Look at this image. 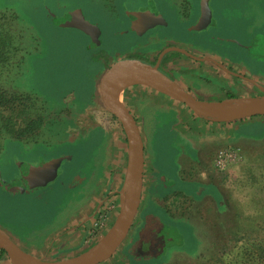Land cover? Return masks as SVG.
Wrapping results in <instances>:
<instances>
[{
  "label": "rangeland",
  "instance_id": "374dc122",
  "mask_svg": "<svg viewBox=\"0 0 264 264\" xmlns=\"http://www.w3.org/2000/svg\"><path fill=\"white\" fill-rule=\"evenodd\" d=\"M187 1L0 0V14L6 15L7 23H19L23 35L0 74V87L33 92L45 102L47 124L38 135L30 141L6 138L0 143V229L31 255L49 260L76 256L96 245L113 222L109 214L101 217L107 210L106 207L103 209L104 204L110 206L112 201L96 203V198L102 194L101 184L91 178L93 168L98 172V163L106 152L105 145L111 136L107 129L119 126L99 95L98 83L104 69L98 55L89 49L88 36L77 29L58 26L55 19L69 13L84 14L102 29L100 50L108 54L125 50L137 38L136 35H121L122 27L112 25L109 20L114 22L124 11L139 9L142 4L152 12L163 9L170 20L168 33H176V21L185 27L198 16L199 0H191L195 15L185 14ZM210 7L214 14L211 25L204 31L193 32L192 36L204 46L227 47L228 56L236 61L246 60L244 55L247 54L254 58L252 65L246 60L248 66L250 64L252 70L264 77V0H210ZM10 15L17 19L11 20ZM252 27L255 29L249 33ZM226 37L232 39L227 41ZM135 85L123 88L122 102L126 100L129 88ZM258 94L261 93L247 89L242 93L247 96ZM171 104L176 114L191 112L182 104ZM161 112L158 109V113ZM166 115L136 116L144 141L149 139L150 159L157 160L162 171L176 165L179 177L184 181H195L197 186L192 190L193 194L185 193L186 200L170 197L176 190L162 195L153 191L149 196L145 188L133 226L139 222L144 200L149 197V201L173 221L169 222L172 227L167 229L172 237L170 250L167 257L164 255L158 262H229L236 255L237 244L243 242H233L234 237L250 231L258 239L264 238V135L245 139L236 147L220 148L215 153H198L188 162L179 161L176 153L181 154L209 141L213 133L209 129L196 133L191 132L193 130L177 132L178 128H173V124L176 118L182 121L185 116ZM256 118L260 116L242 121L236 133L257 134L264 127L258 122L249 123ZM224 149L235 150L238 158L218 169L215 158ZM64 156L57 178L48 185L22 189L14 181L21 172L33 167L29 163L31 160L42 157L55 160ZM186 164L190 169H185ZM171 182H174L173 178ZM180 187L186 190L189 185L180 184ZM102 196L104 200L110 195L104 193ZM194 225L200 232L195 231ZM83 226L85 232L82 235ZM238 229L241 231L236 235L227 233ZM132 232L133 227L113 256L101 264L122 263L120 249L129 242ZM197 236L202 239L200 247ZM227 237L233 239L227 241L225 248ZM74 239L77 241L73 242ZM0 264H10L6 255L0 256Z\"/></svg>",
  "mask_w": 264,
  "mask_h": 264
},
{
  "label": "water",
  "instance_id": "95a60500",
  "mask_svg": "<svg viewBox=\"0 0 264 264\" xmlns=\"http://www.w3.org/2000/svg\"><path fill=\"white\" fill-rule=\"evenodd\" d=\"M197 21L189 31L205 30L212 20L210 0H199ZM131 19V30H146L157 24L164 25L161 14L150 10L127 12ZM58 26L77 29L89 38V49L101 45V29L91 23L82 13L65 14L55 19ZM175 49V48H170ZM141 84L148 86L187 107L196 117L214 122H232L255 116H264V93L258 95L228 97L217 100L199 99L185 90L176 81L158 69L138 59H120L103 72L98 91L101 102L116 117L124 133L127 146V163L120 193L118 213L107 232L90 249L69 258L49 260L31 255L21 248L5 231L0 229V250L4 251L10 264H101L110 259L129 234L139 211L144 170V143L137 125L122 100L115 95L114 88ZM264 92V89H263ZM66 157L44 163L42 168L21 175L22 189L42 187L58 175V167ZM68 158H70L68 156Z\"/></svg>",
  "mask_w": 264,
  "mask_h": 264
},
{
  "label": "flooded vegetation",
  "instance_id": "af4514ba",
  "mask_svg": "<svg viewBox=\"0 0 264 264\" xmlns=\"http://www.w3.org/2000/svg\"><path fill=\"white\" fill-rule=\"evenodd\" d=\"M193 2L194 1L191 0L187 1L188 4H186V7L188 10L185 14L195 15ZM140 6V10L135 8L134 10L131 9L129 12H139L149 9L142 6V4ZM149 10L152 11V9ZM198 10L197 15H199ZM153 12L161 14L166 23L164 25L157 24L153 28L143 31L131 30V19L125 11L117 20H114V22L109 20L112 25L119 24V26L122 27L120 31L121 35H128L130 37L131 35H136L137 38L122 51H113L108 54L105 51L103 53V50H100L101 45L93 49V54L98 55V60L101 61V67L102 70L104 69V72L117 60L127 58L138 59L150 65L157 64L161 72L199 99L205 97L209 100H217L228 97L247 96L242 95L245 89H247V91L256 90L261 94L264 93V85L262 82L257 79H252L250 74H248L246 60H233V58L227 54V47L223 48L222 45L221 48H214L212 45L204 46L199 40L192 36L193 32L204 31L189 32L188 30L189 26L197 21L198 16L194 17L190 25L185 27L182 25V22L176 21V33H168L167 29H169L171 25L169 23L170 20H168L165 15V11L158 8ZM83 16L87 19L84 14ZM209 25H211V23ZM101 36L102 29L100 39ZM139 37H142V39H139ZM231 39L232 38L229 37L226 40L230 41ZM239 50L242 52L245 51L240 48ZM206 66L207 68H205ZM129 89V92L125 94L126 100L123 101V104L134 118L135 116H165L167 112H173L171 103L181 104L145 85L136 84ZM158 109L163 111V113H158ZM106 110L110 113V116H115L109 109L106 108ZM172 115L178 116V114L174 112L166 116ZM136 122L138 123L137 120ZM53 160L54 159H44V157H42L33 159L29 163L31 166L33 165V168L39 166L38 169H40L44 163H50ZM33 168L30 170H33ZM59 168L60 167H58V169ZM27 171L29 170L21 172L20 177H16L14 180L18 183L20 188L23 187V182L20 181L21 175ZM48 184L49 183H47V185ZM105 207L106 206H103V209Z\"/></svg>",
  "mask_w": 264,
  "mask_h": 264
},
{
  "label": "trees",
  "instance_id": "16d2710c",
  "mask_svg": "<svg viewBox=\"0 0 264 264\" xmlns=\"http://www.w3.org/2000/svg\"><path fill=\"white\" fill-rule=\"evenodd\" d=\"M10 16L11 20L15 21L17 19L14 15ZM13 24L7 23L4 13L0 14V74L7 67L11 53L16 48L15 44L19 41L18 39L23 36L19 23L18 25L14 24L16 26ZM17 26L20 30L16 28ZM44 107V100L33 92L13 91L0 87V143L6 138L17 141L32 140L47 124ZM261 130H264V128ZM174 187V183L168 182L164 189L167 188L168 191H171ZM173 196L181 200L182 198L186 200V197H188L180 190L174 191L170 197ZM147 204L150 205H145L139 213V222L132 226V237L120 249L121 264H161L162 262H158V260L164 255H166L164 257H167L172 240V237L167 233V229L172 227L170 223L173 221L167 219L159 208L151 203ZM194 227L196 232H200L196 225ZM241 229L230 230L227 233L236 235ZM251 232L254 233V231ZM232 239L228 237L225 239V248H227V241ZM196 240L200 247L202 239L197 236ZM241 240L243 242L237 244L236 255L232 256V260L229 262L223 261V264H264V238L258 239L254 234L251 235L249 231L248 234L234 237L233 242H240ZM2 255H5V253L0 250V256ZM165 259L163 262H165Z\"/></svg>",
  "mask_w": 264,
  "mask_h": 264
},
{
  "label": "crops",
  "instance_id": "0c3cea01",
  "mask_svg": "<svg viewBox=\"0 0 264 264\" xmlns=\"http://www.w3.org/2000/svg\"><path fill=\"white\" fill-rule=\"evenodd\" d=\"M212 11V9H211ZM214 14L212 11V20H213ZM245 19L247 18L246 16L244 17ZM255 27H252L249 30V33H252ZM259 29L258 31H260ZM259 34H262L260 31ZM245 59L247 61H250L253 63L254 58L248 56L247 54L245 55ZM249 64L248 66V74H250L252 79H257L262 84L264 85V77L261 74H258L254 70H252L251 65ZM248 65V63H247ZM250 72V73H249ZM178 116H185L184 120L180 121V118H176L175 123L173 124V128H178L177 132H187L189 130H193L191 132L196 133V131L200 130H207L209 129L213 135L209 141H205L201 144H198L196 148L186 150L183 153H176L175 157L179 159V161H185L188 162L190 159H192L195 155H198V153H215L217 150L220 148L226 147V146H233L236 147L239 142L264 135V130H261V132L257 134L253 133H248V134H243V133H236V130L241 126L242 121L244 120H238V121H232V122H214L210 120H205L199 117H196L193 115L191 112L188 114V112H185L184 114H178ZM188 116H192L189 118ZM264 116H260V118H256L249 123H260L261 125L264 126V118H261ZM136 120L137 117L135 116ZM186 118H189V120H185ZM253 118V117H251ZM196 119H199L196 121ZM250 119V118H248ZM139 122V121H138ZM184 124L185 126H182ZM140 128V127H139ZM262 129V128H261ZM110 133V138L108 137L107 144L105 145V155L104 157L100 160L98 163V172L93 168L91 178H95L97 181V184L100 185V191H102V194L104 193H109L110 196H105L104 200L102 199V194L99 195L96 199V203L101 201L102 202H107V201H112V204L108 206L107 203L104 204L106 206V214H109V218L112 221H114L118 210H119V205H120V193L122 189V184L124 180V175H125V169H126V163H127V146H126V140L124 133L121 129L120 126H112L111 128L107 129ZM140 133L142 135V138L144 137L140 130ZM193 134V133H192ZM149 140V139H148ZM144 141L143 138V143H144V170H143V184H142V193H141V201L143 200V195H144V190L145 188L147 189V193L150 194L149 196L152 195L153 191L158 192L159 194H166L168 191L167 188L164 189V186L168 183L171 182V178H173L174 182V188L173 190H180L183 191L186 194H193L192 190H194V187L197 186L195 181L187 180L184 181L179 177L178 170H176V165H174L173 169H169L168 171L164 169L162 171L161 166L159 165L158 162L154 161V159H150V154H149V144ZM175 162V160H174ZM183 169V168H182ZM185 169H190L187 164L185 165ZM180 184H188L189 188L186 190H183L180 187ZM167 190V191H166ZM172 191V189H171ZM147 194V195H148ZM102 199V200H101ZM149 197L144 200L146 203H151L149 201ZM145 203V205H147ZM153 205V204H152ZM86 219V218H85ZM84 219V220H85ZM108 219V216H107ZM82 220V222L84 221ZM78 222L79 221L78 219ZM76 222H74L75 224ZM113 223V222H112ZM112 225V224H111ZM52 227V226H51ZM65 227V226H64ZM83 230L82 235L85 232V226L82 227ZM74 230V229H73ZM79 232V230H77ZM76 230L74 231V233ZM73 233V234H74ZM68 237H71L70 235ZM72 240V238L70 239ZM77 240H73V242H76Z\"/></svg>",
  "mask_w": 264,
  "mask_h": 264
},
{
  "label": "built area",
  "instance_id": "2783aa9c",
  "mask_svg": "<svg viewBox=\"0 0 264 264\" xmlns=\"http://www.w3.org/2000/svg\"><path fill=\"white\" fill-rule=\"evenodd\" d=\"M237 153L233 149H224L218 152L215 158V166L218 169H223L228 164L234 162L237 159ZM104 218L103 216H101Z\"/></svg>",
  "mask_w": 264,
  "mask_h": 264
},
{
  "label": "bare ground",
  "instance_id": "6f19581e",
  "mask_svg": "<svg viewBox=\"0 0 264 264\" xmlns=\"http://www.w3.org/2000/svg\"><path fill=\"white\" fill-rule=\"evenodd\" d=\"M114 93H115V95H117L119 98H120V96H121V93H122V86H116L115 88H114Z\"/></svg>",
  "mask_w": 264,
  "mask_h": 264
}]
</instances>
